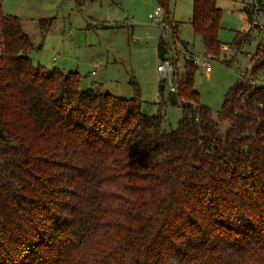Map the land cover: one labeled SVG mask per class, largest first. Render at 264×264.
<instances>
[{
	"label": "trees",
	"instance_id": "obj_1",
	"mask_svg": "<svg viewBox=\"0 0 264 264\" xmlns=\"http://www.w3.org/2000/svg\"><path fill=\"white\" fill-rule=\"evenodd\" d=\"M1 2L0 264H264V48L216 116L198 98L193 54L183 56L168 96L182 116L163 129L161 114L140 111L135 80L122 98L82 88L79 71L33 64L41 43ZM243 9L250 23L254 8ZM221 16L217 0H192L189 22L210 59L248 40L239 30L222 43ZM37 26L43 37L50 19ZM167 44L159 37L158 59Z\"/></svg>",
	"mask_w": 264,
	"mask_h": 264
},
{
	"label": "rangeland",
	"instance_id": "obj_2",
	"mask_svg": "<svg viewBox=\"0 0 264 264\" xmlns=\"http://www.w3.org/2000/svg\"><path fill=\"white\" fill-rule=\"evenodd\" d=\"M253 1L217 0L222 9L220 41L231 43L239 30H245L248 40L236 49L223 46L220 56L210 59L209 73L201 67L205 52L189 22L192 0L167 1L168 20L177 25L175 36L172 27L163 21L165 7H160L158 0H85L80 6L74 0H2V8L20 17L24 31L36 46L41 43L40 48L29 54L33 64L65 72L79 71L82 88L92 86L122 98L133 95L130 80H135L142 99L140 111L147 115L161 114V127L168 129L176 127L182 116L181 102L169 101L166 84L162 92L159 90V83L163 84L156 69L159 37L167 41L168 56L178 62L180 73L186 55L181 41L187 43L189 51L198 59L193 77L198 98L216 116L225 91L238 78V70L244 73L250 70L256 45L264 48V26L255 20L256 13L264 11V0L261 6ZM244 5L254 8L250 23L246 20ZM157 7L161 8V13L159 19L152 22L148 15ZM260 16L264 19L261 13ZM40 17L50 19V28L43 37L37 26ZM224 57L230 64L223 62ZM257 74L259 84H263L264 68ZM226 125V122L221 124L222 130Z\"/></svg>",
	"mask_w": 264,
	"mask_h": 264
},
{
	"label": "built area",
	"instance_id": "obj_3",
	"mask_svg": "<svg viewBox=\"0 0 264 264\" xmlns=\"http://www.w3.org/2000/svg\"><path fill=\"white\" fill-rule=\"evenodd\" d=\"M256 4V3H255ZM257 8V7H256ZM161 13V8L157 7L152 13H149L148 17L152 22H155L159 19ZM262 16H264V11H260ZM260 13H256V23L260 25L261 27L264 26V19L261 18ZM173 50H175V47L171 46ZM187 54V53H186ZM186 56V55H185ZM192 62H194L197 65V57L195 55L191 56ZM201 67L205 69L207 73H209L211 67H210V58L203 56L202 61H201ZM156 69L160 73V77L162 78L163 84H166L168 86L169 92L170 93H177L178 89V83H177V73H178V68H177V63L172 59L171 56H164L162 59L158 60V64L156 66ZM244 70L239 69L237 72L238 78L240 76H243ZM256 82H258V78L255 79Z\"/></svg>",
	"mask_w": 264,
	"mask_h": 264
},
{
	"label": "crops",
	"instance_id": "obj_4",
	"mask_svg": "<svg viewBox=\"0 0 264 264\" xmlns=\"http://www.w3.org/2000/svg\"><path fill=\"white\" fill-rule=\"evenodd\" d=\"M245 6V5H244ZM243 6V7H244ZM1 9H2V11H3V8H2V2H1ZM4 12V11H3ZM6 13V12H5ZM7 14H9V13H7ZM183 47V46H182ZM183 49L185 50V53H187V54H190L191 52L189 51V49L187 48V45H186V49L183 47ZM177 64H178V62H177ZM178 66V65H177ZM258 78V77H257ZM258 82L257 83H259L260 82V78H258ZM160 84V88H159V90L162 92L163 90H164V88H165V84H162L161 82L159 83ZM158 94H159V92H158Z\"/></svg>",
	"mask_w": 264,
	"mask_h": 264
}]
</instances>
